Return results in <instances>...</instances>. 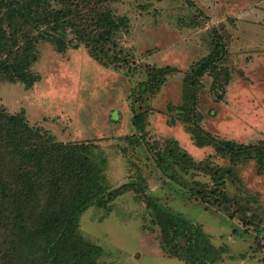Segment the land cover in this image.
I'll list each match as a JSON object with an SVG mask.
<instances>
[{"label": "rangeland", "instance_id": "obj_1", "mask_svg": "<svg viewBox=\"0 0 264 264\" xmlns=\"http://www.w3.org/2000/svg\"><path fill=\"white\" fill-rule=\"evenodd\" d=\"M103 1L127 17L114 35L127 64L98 61L83 44L58 52L39 41L33 86L0 71V103L8 111L22 110L57 140L93 142L101 182L118 187L104 205L82 212L79 234L101 247L99 264H186L164 255L152 207L140 185L128 183L140 172L163 204L222 249L217 264H264V171L257 172L256 151L233 163L190 133L199 125L221 143L264 146V0ZM213 29L227 45L222 72L199 78L192 104L187 72L213 48ZM166 64L175 69L149 94L146 66Z\"/></svg>", "mask_w": 264, "mask_h": 264}, {"label": "trees", "instance_id": "obj_2", "mask_svg": "<svg viewBox=\"0 0 264 264\" xmlns=\"http://www.w3.org/2000/svg\"><path fill=\"white\" fill-rule=\"evenodd\" d=\"M104 5L103 0H0V47L5 52L0 57V71L26 88L33 86L40 80V74L30 68L38 58L39 41L49 42L58 52L83 44L98 61L106 58L127 64L128 55L114 36L119 27L126 26L127 17L114 15ZM213 31V48L187 72L192 104L197 101L199 78L207 72L214 77L222 72L218 62L227 54V45L223 35ZM146 67L152 82L146 88L149 94L158 91L175 69L169 64ZM177 108L181 114L188 112L186 106ZM136 121L134 115L132 122ZM190 130L195 144L211 143L233 163L244 152L256 151L257 172L264 171V146L221 143L199 125ZM92 146L93 142L57 140L30 124L22 110L8 111L0 103V264H99L102 249L79 234V218L88 206L104 205L118 187L108 188L101 182L103 168L98 166ZM181 155L190 160L185 152ZM131 182L140 185L152 207L165 256L186 264L221 260L222 249L193 220L163 204L140 172Z\"/></svg>", "mask_w": 264, "mask_h": 264}]
</instances>
